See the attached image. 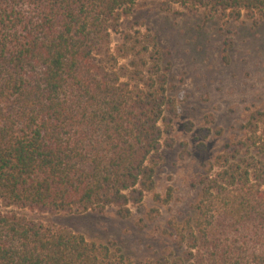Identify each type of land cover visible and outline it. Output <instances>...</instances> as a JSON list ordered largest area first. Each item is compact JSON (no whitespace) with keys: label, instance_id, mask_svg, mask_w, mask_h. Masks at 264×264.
I'll return each instance as SVG.
<instances>
[{"label":"trees","instance_id":"1","mask_svg":"<svg viewBox=\"0 0 264 264\" xmlns=\"http://www.w3.org/2000/svg\"><path fill=\"white\" fill-rule=\"evenodd\" d=\"M138 1L0 0V264H165L14 209L126 218L148 193L171 200L155 176L178 105L156 37L122 26ZM159 1L264 19V0ZM241 131L198 175L172 264H264V108Z\"/></svg>","mask_w":264,"mask_h":264},{"label":"rangeland","instance_id":"2","mask_svg":"<svg viewBox=\"0 0 264 264\" xmlns=\"http://www.w3.org/2000/svg\"><path fill=\"white\" fill-rule=\"evenodd\" d=\"M122 26L156 37L170 93L177 100L175 144L162 148L155 176L156 192L163 197L170 192L171 200L158 202L148 193L126 218L114 206L68 215L14 209L88 240L114 244L134 263L172 264L184 251L174 233L195 214L196 180L204 164L241 136V125L254 109L264 108V19L206 20L202 10L191 12L180 5L165 9L159 0H139ZM119 38L113 34L115 43Z\"/></svg>","mask_w":264,"mask_h":264}]
</instances>
